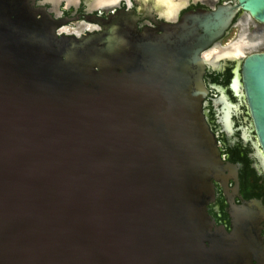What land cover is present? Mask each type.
<instances>
[{
    "label": "water",
    "instance_id": "obj_1",
    "mask_svg": "<svg viewBox=\"0 0 264 264\" xmlns=\"http://www.w3.org/2000/svg\"><path fill=\"white\" fill-rule=\"evenodd\" d=\"M239 11L264 26V0H234L162 36L131 17L59 38L34 0H0V264L249 263L264 207L232 204L233 232L214 229V184L238 179L202 110L208 49ZM237 77L264 174V52Z\"/></svg>",
    "mask_w": 264,
    "mask_h": 264
},
{
    "label": "flooded vegetation",
    "instance_id": "obj_2",
    "mask_svg": "<svg viewBox=\"0 0 264 264\" xmlns=\"http://www.w3.org/2000/svg\"><path fill=\"white\" fill-rule=\"evenodd\" d=\"M45 1L34 0V7L45 9L51 15L54 22L57 20L58 22L63 21L65 23V25L61 27L58 25L56 28V34L59 38L64 36L82 37L87 34L101 33L103 31L101 24L98 23L95 24L97 26H92L89 18L103 22L109 19H119V14L130 15V18H133V23L140 33L162 36L165 32L171 31L188 14L209 12L219 6L234 3V0H187L185 6L179 10L176 17L167 20L154 10V6L156 5L154 0H149L148 2V14L140 11L141 5L138 0H120L116 4L93 8L92 10L89 8L90 0H79L76 4L72 5L67 4L68 0H62L57 7V13L52 11V4ZM159 6L162 8V5L158 4V9ZM104 9L108 11H102ZM241 15L242 13L239 11L225 35L208 50L217 44L222 46V41L227 37L234 24L240 20ZM74 24L80 26L78 30H82L83 25L92 27L90 29L84 28L83 30L85 32L83 34L79 33V36L75 33L64 31L65 29H74L72 27ZM255 52L264 51L253 49L251 53L245 54L244 58L239 61L224 58L218 61L216 66L206 62V69L203 76V81L207 89V96L202 103L205 120L217 140L222 159L236 166L237 171L238 190H235V181L233 179H229L227 191H225L221 184L215 183L214 199L207 205V213L214 225V229L218 232L222 231L227 235L233 232L232 220L229 214L231 208H233L232 204L233 206L240 207L242 201L249 202L258 200L262 202L264 207V174L258 168L259 162L254 156L255 151L252 142H255L256 138L243 96V89L241 88L240 82L238 83L236 81L237 76L238 79L240 78L243 60L246 56ZM222 96L225 98L223 102L220 100ZM216 101H218V104H215ZM224 104L238 106V110H231V118L229 120L230 132L226 130V125L223 124L221 119L224 113ZM228 195H230V198H228ZM257 227L260 233L262 248L251 244L247 246V250L254 249L258 251L256 257L250 259L248 264H264V215H261ZM239 256L243 260L245 253L239 254ZM239 264L244 263L240 261Z\"/></svg>",
    "mask_w": 264,
    "mask_h": 264
},
{
    "label": "bare ground",
    "instance_id": "obj_3",
    "mask_svg": "<svg viewBox=\"0 0 264 264\" xmlns=\"http://www.w3.org/2000/svg\"><path fill=\"white\" fill-rule=\"evenodd\" d=\"M62 0H56V13H57V7L58 5L60 4ZM79 0H68L67 1V4L68 5H72V4H76ZM118 1L120 0H90L89 2V8L90 10H92L93 8H99V7H105V6H109L111 4H116ZM139 4L141 5V9L140 11L142 13H147L148 14V8H149V0H138ZM187 0H154V3L156 4L154 6V10L161 16V17H165L167 20L169 19H173L176 17L177 13L179 12V10L185 6ZM160 4L162 5V8L159 6V9L157 8V5ZM164 4V5H163ZM130 15H121L119 14V22L122 21H130ZM89 20L92 22V26H97L95 24H102L104 25V23L102 21H99V20H96L94 18H89ZM250 21V18L246 15V14H242L241 15V18H240V23L242 25H246V23ZM56 22L58 24H60L61 26L62 25H65V23L63 21H57ZM84 26V27H83ZM82 26V29L84 28H91L92 26H87V25H83ZM70 31V29H68ZM79 32V31H77ZM80 33V32H79ZM77 36H79V34L77 33ZM245 40L243 39H239L238 42H235L231 45H228V46H220L219 44H217L214 52H213V55L209 61V64L213 65V66H216L218 61H220L221 59H224V58H230V59H233V60H240L242 58H244L245 54L244 51H243V48L245 47ZM225 109L224 108V112L226 111V116L229 117V113H230V108L228 107V104H224ZM227 106V107H226ZM227 117V118H228ZM223 124L225 125V121H223ZM226 124L228 125L227 121H226ZM228 128V127H226ZM227 130V129H226ZM241 207V206H240ZM252 208V207H251ZM236 211L239 210L238 207L235 208ZM261 214L260 213H257V218L258 216H260ZM253 221V220H252ZM252 226L250 225V228L252 227V230L254 228V225H255V221L252 222ZM247 257H248V261L252 258H255L256 257V253H258V251L254 250V249H249L247 250Z\"/></svg>",
    "mask_w": 264,
    "mask_h": 264
},
{
    "label": "rangeland",
    "instance_id": "obj_4",
    "mask_svg": "<svg viewBox=\"0 0 264 264\" xmlns=\"http://www.w3.org/2000/svg\"><path fill=\"white\" fill-rule=\"evenodd\" d=\"M65 4V3H64ZM102 11L107 12L108 10L104 9ZM101 11V12H102ZM74 29H70L72 33L83 34L85 30H78L77 24L72 26ZM79 31V32H77ZM239 39L245 40V47L243 48L244 53H251L254 50L264 51V26H260L250 19L246 25H242L240 20H238L232 29L229 31L227 37L222 41V46H228L235 42H238Z\"/></svg>",
    "mask_w": 264,
    "mask_h": 264
}]
</instances>
